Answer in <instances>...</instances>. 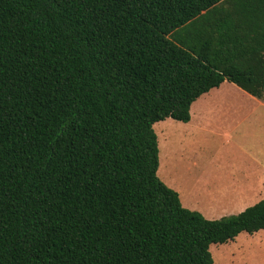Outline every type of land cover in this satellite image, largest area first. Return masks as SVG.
Instances as JSON below:
<instances>
[{
    "label": "trees",
    "instance_id": "obj_1",
    "mask_svg": "<svg viewBox=\"0 0 264 264\" xmlns=\"http://www.w3.org/2000/svg\"><path fill=\"white\" fill-rule=\"evenodd\" d=\"M225 80L264 94V0H0V264H214L264 229L157 175L153 124Z\"/></svg>",
    "mask_w": 264,
    "mask_h": 264
},
{
    "label": "rangeland",
    "instance_id": "obj_2",
    "mask_svg": "<svg viewBox=\"0 0 264 264\" xmlns=\"http://www.w3.org/2000/svg\"><path fill=\"white\" fill-rule=\"evenodd\" d=\"M242 91L225 80L195 100L190 122L166 118L153 124L158 143L157 175L161 181H173L182 198L186 173L196 182L201 173L219 175L223 170L232 176L228 181L243 184L247 179L241 173L262 170L257 161L264 163V94L250 98ZM253 107L262 113H245ZM215 181L218 183V178ZM241 211L223 212L226 216ZM209 250L214 264H264V229L241 232L232 240L211 244Z\"/></svg>",
    "mask_w": 264,
    "mask_h": 264
},
{
    "label": "crops",
    "instance_id": "obj_3",
    "mask_svg": "<svg viewBox=\"0 0 264 264\" xmlns=\"http://www.w3.org/2000/svg\"><path fill=\"white\" fill-rule=\"evenodd\" d=\"M242 92L246 94V96L254 98V96L247 92ZM261 108L264 110V106ZM262 109H259V107H253L247 109L249 111H246L245 113L248 115L261 114L262 112H258V110ZM238 110L240 109L238 108ZM191 119L192 114L190 113V120ZM190 120L187 122H190ZM253 121L256 122V118L253 119ZM193 162L196 163V161ZM257 163L261 166L262 170L255 174L241 173L243 178L247 179L243 184L236 181H228L232 176H228L230 173L226 174L223 170L219 171V175L217 173H208L207 175L201 173L197 176L196 182H192L191 178L189 180L188 173H186L183 198L180 188L175 186L173 181L165 177L169 183L163 180L162 182L177 191L182 206L190 210L198 211L205 218L217 219L218 217L220 218L225 215V212L223 211H229L231 209L244 210L264 198V163L261 161H257ZM217 178L218 183L215 181Z\"/></svg>",
    "mask_w": 264,
    "mask_h": 264
}]
</instances>
